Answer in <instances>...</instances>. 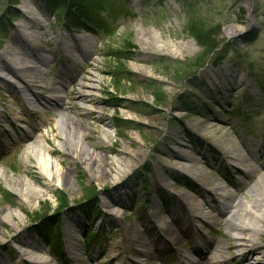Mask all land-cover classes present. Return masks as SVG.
Wrapping results in <instances>:
<instances>
[{"label": "rangeland", "instance_id": "1", "mask_svg": "<svg viewBox=\"0 0 264 264\" xmlns=\"http://www.w3.org/2000/svg\"><path fill=\"white\" fill-rule=\"evenodd\" d=\"M184 2L215 28L219 45L207 56L186 29L182 0H114L119 12L101 17L108 29L93 31L66 26L64 9L41 0H0V77L8 80L0 78V264H34L31 253L44 264H137L124 238L137 230L151 233L156 215L166 218L183 203L182 195H198L213 185L188 174L177 182L170 178L174 153L197 156L195 169L210 180L219 178L215 199L218 191H235L233 181L242 177L241 165L230 158L233 150L257 151L264 160V0ZM23 13L38 17L26 21ZM147 32L154 36L151 45L138 36ZM80 33L93 41L85 57L84 43L76 39ZM38 52L43 60L35 58ZM17 54L35 66L32 89L50 98L59 94L56 100L62 94L63 108L51 100L43 106L26 100L28 71L16 70L20 79L3 67H17ZM80 94L90 96L81 101ZM82 107L94 112L79 145L107 158L108 173L101 180L67 149L78 148L80 134L62 130V114L83 118ZM34 135L40 145L23 153L24 140ZM38 156L68 180L45 186ZM118 158L129 165L117 173ZM17 179L43 193L24 200ZM226 232L213 225L182 236L175 250L160 253L153 264H180L184 253L193 256L194 243L207 251L209 245L200 241L223 239ZM52 233L57 240L49 245L45 236Z\"/></svg>", "mask_w": 264, "mask_h": 264}, {"label": "bare ground", "instance_id": "2", "mask_svg": "<svg viewBox=\"0 0 264 264\" xmlns=\"http://www.w3.org/2000/svg\"><path fill=\"white\" fill-rule=\"evenodd\" d=\"M23 14L26 17V21L28 18L31 21V18L33 20L38 17ZM18 36L23 39L20 34ZM138 36L140 40L147 41L150 45L154 41V36L148 32L145 35ZM24 37L27 36L24 35ZM76 39L80 43H84L81 52L82 56H88L93 47V41L88 38V34L81 33L77 35ZM27 45L29 46L30 44ZM66 53H72V51L66 49ZM13 58L17 66L15 67L16 69L10 65L3 67L5 70L8 69L10 74L14 73V76H20V79L23 77L21 72L18 71H28L26 75L27 81L24 82L22 80L25 85V92L27 91L26 100L38 103L40 106L49 103L51 100L57 104L58 108H63L62 94L56 100V96L59 94H55L54 97L50 98L32 89L34 86L33 77L36 71L33 64L27 63L26 56L17 54ZM35 58L44 59L39 52L36 53ZM46 60L51 61L50 58ZM141 71L144 70L141 69ZM0 78L8 82L5 77ZM89 96L80 94L78 99L86 101ZM95 107L97 108V106ZM82 108L85 109L86 115L83 118L63 113L60 119L61 124L64 125L62 130L66 134L72 137L77 133L80 134L77 140L78 148L73 150L70 146L67 149L74 155V158H81L86 165L90 164L92 176L97 180H101L108 173L105 168L107 158L101 153H92L87 147L79 145L80 140L86 135L84 129L89 128L86 119L94 112L90 108ZM33 127L35 125H32ZM34 137L24 140V144L27 145L23 153L34 151L40 145V139ZM173 158L175 159H173L174 162L168 168V176L174 178L175 182L182 179L181 175L188 174V176L196 179L199 183L211 181L213 184L212 188L202 187L198 195L192 193L182 195L183 203L172 209L169 212V216H166L167 219L161 215H156L155 220L149 222L151 231L154 228L151 233L146 230H137L125 237L124 245L131 256L136 255L134 258L136 263L153 264V258H156L160 253L175 250L182 236L201 234L205 226L211 229L215 225L218 229L220 227L226 228L227 232L223 239L204 237L200 244H205L206 247L209 245L207 251L199 249L197 247L199 244L196 242L192 246L193 256L191 257L184 253L183 261L180 264H264V258L260 256L263 252V246L259 240L262 235L261 226L264 227V160L259 159L258 152L247 150L245 153H240L237 150H233L230 158L236 164L241 165L240 172L242 177L233 181V185L236 187L235 191L233 189L218 191L219 199H215L213 193V189L221 188L218 183L219 178L210 180L203 171H197L195 169L199 162L197 156L189 155L187 152L180 150L173 154ZM127 165L129 163L124 158H118L114 166L115 171L117 173L121 172ZM37 168L40 177L44 179L43 183L45 186L54 185L57 181L65 183L68 180V176L63 170L56 168L53 162H50L47 158L43 159L42 156H38ZM44 168L46 169L44 170ZM161 182L167 185L169 180L168 178H162ZM16 183L17 187H21L18 192L26 201H30L33 197L38 198L43 193V190L38 189L37 186L28 181L17 179ZM5 184L8 188L14 190V187L8 184L7 181ZM11 216L15 220L14 214ZM154 233L157 234L155 237L152 235ZM24 250L27 253V248ZM233 250H237V253L232 254ZM16 253L19 254V251L16 250ZM36 257L34 253L30 254V260H33L31 261L32 263L44 264L42 260L35 261Z\"/></svg>", "mask_w": 264, "mask_h": 264}, {"label": "trees", "instance_id": "3", "mask_svg": "<svg viewBox=\"0 0 264 264\" xmlns=\"http://www.w3.org/2000/svg\"><path fill=\"white\" fill-rule=\"evenodd\" d=\"M17 0H15L16 2ZM49 7H56L57 9H64L63 16V24L69 26L71 28H82L88 31H93L94 29L102 28L107 30V23L101 21V17L105 16H115L119 12V4L115 6L114 0H41ZM183 1V6L185 8L187 22L186 29L189 34L194 37L199 46L202 48L201 55H209L218 47V41H215L214 35L215 28L206 25L204 21L196 17L191 10H187L189 3ZM187 4V5H186ZM121 6V5H120ZM108 14V16H106ZM116 51L113 55H116ZM225 54V50H222L218 55ZM218 57L216 62L218 63L222 57ZM223 56V55H222ZM215 62V63H216ZM189 109H193V107H188ZM3 194L5 193L2 191ZM57 198V196H56ZM63 201V200H60ZM63 203L62 206H64ZM43 224L50 225L48 220L49 218L41 217ZM51 221V220H50ZM45 225V224H44ZM52 237L45 236V239L48 241L49 245H51L57 239V235L55 233L50 234Z\"/></svg>", "mask_w": 264, "mask_h": 264}]
</instances>
